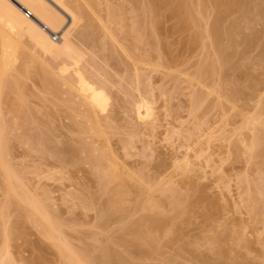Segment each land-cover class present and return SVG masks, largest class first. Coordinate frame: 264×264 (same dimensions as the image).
I'll list each match as a JSON object with an SVG mask.
<instances>
[{"label": "rangeland", "instance_id": "rangeland-1", "mask_svg": "<svg viewBox=\"0 0 264 264\" xmlns=\"http://www.w3.org/2000/svg\"><path fill=\"white\" fill-rule=\"evenodd\" d=\"M106 1H108L109 4L111 2L113 6V4L114 5L117 4L119 0H116V1L114 0L115 3L112 2V0H106ZM237 1H240V3H238V6H237L238 10L235 7L233 8L234 10H231L234 12L230 11L228 13H224L225 9L222 6V4L217 3L219 1L217 2H215V0L213 1L212 0H202L201 1V4L202 2L204 3L201 6L202 7L205 6V8L204 7L202 8V10L203 12L205 10V12L207 13L205 12L203 13V15L205 16V17H202L203 20L199 17L200 19L199 23L201 21L202 22L201 24L198 25L199 26L198 34L200 32L202 38L199 39L201 44L200 42L198 43L197 41L195 45L191 44V42L193 43L192 41L193 37H191V35L194 36L193 33H197V32H193L195 31L193 30L194 24L192 26L190 23V25L188 26L189 28L187 27L188 31L186 29L184 30L185 27L184 28L182 27L183 25L181 24L182 23L181 19L179 20L181 15L179 16L176 14L177 16H175V14L171 13V16H170L169 11H165L167 13L163 12L162 14L164 16H162V14L160 15L161 17V21H160V17L156 16L157 18H154L155 17L154 14H149V16L150 15L152 17L154 16L152 18L147 15L148 13L147 14L145 13L146 14L145 16L143 13L142 14L143 16H141L140 10L139 11L134 10L135 11L134 13L133 10L129 8L128 2L126 3V5L128 6L127 7L124 4L126 1L125 2L121 1L123 4L118 3V5L119 4L122 5L121 11L123 12V14L125 15V13H127L126 10H129V11L131 10L132 13L126 14L125 17L122 14L121 16H123L124 19L123 17L119 16V18L117 17L116 20H113V21L110 20L111 23L109 21L110 18L108 19V16L104 15L105 13L102 12L101 16L103 17L102 18L103 21L106 18L107 22L106 21L105 22L108 23V26L111 29L112 28L114 29L112 30L115 33H117L116 36L118 37L117 40L119 42L115 43L114 40H112L114 42V44L113 43L112 44L114 45L113 47L115 51L111 49L112 44L110 42L112 38L110 39V37H108L107 35L108 33L106 32L108 30H106V28L103 29L102 24L100 26V23H99L100 20L97 19L96 16L93 17V15L90 14L93 17V18L91 17L93 19V23H95L93 25H96V26H93V28H91L92 27L91 26L90 27L91 29L88 27V25L90 24H87L89 19L87 18L85 19V17L84 19L81 18L78 22L79 24L73 25L75 26L73 27L74 29L71 28V30L73 31L72 33H74L73 35H74L75 42L77 43V45H79L82 49L86 51V57L88 56L86 59L88 60L85 61L87 63H84V64L88 65L89 63V65H91L92 67H95V65H97L96 63H98V65L96 66V70L95 68H92L91 66L89 67L87 65H84V66L86 67V70L88 69L87 71L90 74L92 72L94 73V70L95 72H97L98 70L101 77L105 78L106 81H108L109 78H110L109 81L112 80V82H108L109 86L107 87L105 86V87L108 88L107 89L108 92L111 91L110 96L112 99H114V101L110 98L111 99L109 101L110 103H108V107H106L108 111L104 110L106 113L103 111H100V112L97 111L96 113L98 115H96L95 113V116H94V114H92L94 112L89 109L92 112L90 114L93 115V117H95L93 121H92L93 118L89 114L90 112L89 110H87V112L89 111L88 115L85 111L83 112V110H86V107L85 108L82 107L85 104L83 105V101L82 103H80L79 99L81 98L77 99L78 97H74V94H77V93L76 92L74 93L73 90L68 91L70 90L69 87L67 88L68 90H66L65 89L66 87L63 84H62L63 85L62 87L63 89H62L61 88L62 82L59 84L60 80L58 79V76L55 74V72L53 74L52 73L53 71L49 69V67L51 68L52 65L53 66L56 65L52 67L56 69V67H58V65L62 63V60L60 61L59 59L57 60L53 58L51 59V56H48L45 54L43 55V53H41L40 51L34 50L33 45L27 43V42L31 43L28 39H27L28 41L26 40L27 41L26 43L23 42L24 38L21 40V42L25 43L27 46L25 44H22V45L19 44L21 45L20 49L19 48L16 49L15 53L17 51H20V54L17 55L16 53L14 54V57L18 56V58L15 57L13 59L12 57L11 59L12 61L10 60V61L5 62L6 64L5 68L3 67L4 64L0 65V67L4 68V69H0L2 76L4 75L2 77L0 73V76H1L0 80L3 79L7 74L11 75V76L8 75L7 76L8 78L5 77L8 83L6 82V80L0 81L1 82L0 86L3 85L2 87L4 89V91L2 90L1 92L2 87H0V94H3L0 97V99L2 100V101L0 100V104H1L0 111L2 109V111L0 112V120H1L0 123L2 122L0 125L2 126L0 127L3 129H6V131L4 130L3 134L1 135V136L3 135L6 136V138L2 139L1 137V142H3V140L5 139L2 147L4 146L3 149L4 151H6L5 154L7 155V156L5 155L6 159L4 157L5 161L4 159L3 161L4 163L6 162L7 164L10 163V165L9 164L8 165L11 169L13 167L12 171L14 172L15 179H17L20 183H22L21 185L19 184V186L20 187L23 186L21 187V190L23 191L22 192L18 191V192H20L21 194L23 193L27 194L28 192V194H30L28 195L30 196V198L32 196L34 199L36 198L38 199L37 203H39V206H41L42 209L46 210L49 208L47 212H50V214L52 215V219L55 220V222H58L57 223L59 226L58 230L59 229L63 230V232H61L63 233L62 238L64 236L63 239L64 240L66 239L67 244L69 245V247L72 249L73 252H74V248L78 250V251L75 250L74 252L75 254L77 253V255H75L77 257H74V258L75 259L79 258V260L77 259L78 261L82 262L83 260L84 263L88 262L89 264H96V263L99 264L97 260L99 255L100 254L102 255V253L106 254L108 251L111 250L113 252L115 251V253H118V254L120 253L121 255L125 256V258H127V261L133 264H264V205H263V202H264L263 201L264 200V159L262 156L259 157V151L261 152L262 150L261 149L257 150L260 147H258L257 149L255 148V151L257 153L252 154L253 153L252 150L251 152H249L250 149L247 150L246 146H244L243 144L241 145V143H243L241 138H243V136L245 135L247 138V142L251 141L250 140L251 138L248 139L251 133V131L249 133L248 129L245 130L244 128L242 129L243 133H240L241 132L240 131L239 135L236 134L239 138L235 134L233 135V130L235 128L240 127L241 126L240 123H242L243 121L242 115L240 114H243L242 105L244 104V102H246L245 99L248 98L249 96L250 97L247 99V101H249L250 98L252 99L254 98L251 102L249 101L248 104L255 105V103L258 102L255 100L257 98L260 99V97H256L259 94L257 93L258 90L260 91L261 89L260 95L261 94L264 95L263 93L264 88H262L263 86H261L262 85L261 82L264 83L263 82L264 81V70H263L264 63L260 59L262 63L261 65L259 63L260 61L258 60L259 59L258 56H260V58L264 56L263 55L264 54V22L261 17H258L261 12L260 8L258 7L259 6L258 0H252V2L251 0L250 2L249 0H246V1L237 0ZM102 5L104 6V8ZM102 5H101L102 6L101 8L105 9L106 8L105 5L104 4ZM121 5H119L118 7H121ZM213 5H214V8H213ZM116 6L117 5H115V7ZM118 7H116V9ZM124 7L125 9L126 8L127 9L126 10L123 9ZM243 7H246V8H243ZM241 8H243L242 10H244V12L239 10ZM124 10H125V13H124ZM214 10L216 12H214ZM238 11L241 13H239ZM136 12H138V14ZM24 13L26 14V11H24ZM218 13L220 16L221 14L223 15L221 17L224 19V20L222 19L223 20L222 28L224 30L225 28L227 30L228 27H231L234 24H238L239 23L238 21H240L239 24L241 25L239 26L241 28V30L239 29V33H240L239 35L241 36L238 37V33H236V35L233 37V41H231V45L233 42V46L231 47L232 51L231 49L226 48L227 46L229 47L230 45V42L228 43V39H226L225 37L227 33H224V35L222 36L223 39L221 38V41H222L221 44H223V42L227 40V44L224 43L225 45L223 44L221 46L222 48L221 54H223L225 48H226L227 53L230 52L229 54L231 53L236 54L243 49L242 51H245V55L247 56V57L243 56L244 58L242 57V59L244 60H242L240 59L241 57L237 56L235 58L234 57L235 55H234L233 56L234 61L231 58V60L233 61L232 64L229 65L231 62H227V65L229 66H227L226 63H224L225 58L220 57L219 55L220 52L219 54L218 52H216L215 50L216 48L214 46L215 44L212 41L214 40L213 35L208 34L209 31L208 33L204 35V33L209 28V24L216 19L215 17L216 16L217 18L220 17L218 16ZM230 13L231 14L233 13V14L229 15ZM252 13H254L255 15ZM206 15L208 17H206ZM131 16L132 17L134 16L133 19L131 18ZM128 17L129 19H126L127 20L126 21L125 18H128ZM233 17H235V19ZM120 18H122V20L120 23H118L120 21ZM146 18H150V20L147 19L148 21H146L145 23ZM158 18H159V21H158ZM124 20L125 22H123ZM206 20L209 23L206 22ZM232 20L234 24L231 22ZM250 20H253V21H250ZM254 21L255 23H250ZM134 22L136 23L137 28L135 27V29H137V31L134 29V27H131V26H134L133 25ZM153 22L156 24H154ZM91 23H92V20H91ZM112 23L114 26L116 25H119V26L117 27L110 26V24L112 25ZM130 23H132V25ZM144 23L146 24L147 28L146 26L143 27L142 24ZM150 23L152 25L154 24V27L155 25L157 27L154 29V27ZM125 24L129 28H127ZM226 24L228 27L226 26ZM247 24H249L248 27H247ZM69 25H71L70 18L67 19V22H65L63 26L64 30H68L70 28ZM149 25L151 26V28L153 27L154 29V30L152 29L153 33H151V30H149V27H148ZM190 26L193 27L192 30ZM94 27L96 28L94 29ZM139 27H142V28H139ZM204 27H205V30H204ZM131 28H133L134 30L133 29L130 30ZM144 28L145 30H143ZM182 29L184 33H182L183 32ZM189 29L192 31L190 32V34L188 33ZM88 30L90 31V33L91 31H94L93 34L94 36L96 35L95 39L97 43L95 42V45L94 44L90 45V43L85 41L84 38L82 39L83 37L82 33L84 31L89 32ZM166 30L168 32H166ZM202 30H204L205 32H203ZM95 31L97 34L95 33ZM135 31H136V34L137 32L139 33L140 31L141 32L140 36H138L139 34L136 35ZM145 31H148V32H145ZM130 32H132L133 34H131ZM104 33L106 35L103 36ZM118 33L121 34V36L120 35L118 36ZM144 33H147V35L145 34L146 38L143 39ZM52 34L51 36L53 40L56 42L59 41V38L62 35L61 33H56L57 35L56 34L52 35ZM80 34L82 37H79ZM148 34L151 36H148ZM0 35L2 38L1 30H0ZM135 35L137 38L134 37ZM210 35H212L211 36L212 38L209 37ZM102 36L104 37V39H102L104 40L103 41L104 43H102L101 41ZM187 36L191 37L190 41L188 40L189 37ZM139 37L142 38V42H144V40L146 41L148 40L147 41L148 43L145 44L146 41L144 43H140L138 40ZM228 37L229 36H227V38ZM1 38H0V52H1L0 59L2 58V60L0 61L3 62L6 59H3V54H2L3 49H1L3 46H1L2 44ZM106 38L108 40H105ZM241 38L246 40V41L243 40L245 42L244 45L247 44L245 45L246 47L242 45L243 41ZM185 40L188 44L185 42ZM84 41L86 42V45ZM98 41L100 42L98 43ZM80 43L82 44L80 45ZM108 43L111 45L109 46ZM236 44H237L238 49L235 48ZM105 45L106 47L104 48ZM186 45L189 47H187ZM28 46L30 49H28ZM92 47L94 49H97V48L98 49L94 50ZM122 47L123 49H121ZM115 48L116 49L118 48L117 49L118 51H116ZM209 48L211 50H209ZM26 49H28V51ZM103 49L106 51H104ZM148 49H149V52H148ZM33 50H34V53H36L40 58L43 57L41 59L45 61L44 62L45 64H43V60L41 61V59H39V61H37L38 60L37 59L35 61L31 56L29 58L30 62H29V59L26 61L25 59L22 58L24 53H27L28 55V53H30ZM125 50H127V52ZM87 51L88 52L90 51L89 55L90 53L92 55L90 56L87 55L88 54ZM235 51H238V52L235 53ZM93 52L98 53V55L96 54L94 55ZM127 53L130 54V58H133L132 59L133 62L130 60L128 56L129 54ZM184 53L185 55H183ZM36 54H33L32 56L34 55L36 56ZM121 54L123 56H121ZM27 55L25 54L24 56L26 57ZM248 55H251L252 57L250 58L248 57ZM146 56L147 58L145 59ZM256 56L259 62L255 59ZM95 57L98 59H95ZM44 58L47 60H45ZM185 58L190 59V60H186ZM147 59L149 62L148 63L149 66L144 65V63H143V66L139 65L140 64L139 62H145V60ZM33 60L34 62H32ZM52 60L54 61V63ZM58 60L59 62H57ZM134 60L136 62L139 61L138 62L139 66L137 65L135 66ZM20 61L26 62L27 64L23 62L20 64ZM47 61L49 62L51 66L47 65V67L45 66V69H42L44 68L43 65L48 64ZM92 61L95 63H93ZM104 61H106V64ZM186 61H189L190 64ZM215 61H217L218 64L219 62L223 63L222 65L226 67L223 68L221 63L218 65L217 62H216V65L218 66V68L215 67L216 66L214 63ZM242 61L244 62L246 61V62L243 63ZM37 62H42L43 65L39 63L41 66H43L41 67L42 70L40 69ZM90 63H92L93 65ZM11 64H13L12 67H11ZM35 64H37V66ZM212 64H214L215 69L212 68L214 70L207 71L206 72L207 74L204 73L203 83L207 84V86L209 87L211 86L213 87L214 85L217 86L216 83L217 81H219L218 86L219 85L221 86L223 96H224L222 98L225 100L227 96L228 97L230 96L229 98L227 97L225 101L222 98L221 99L219 97L216 98L217 96L215 94L209 93L208 88L207 90L206 88L204 89V87L202 88V85L199 84L196 79H193L197 76L196 74L197 72L201 70L204 72L206 70H210V67H212ZM185 65L186 66L188 65V66L186 67ZM7 66L9 67V69L11 67V69L9 70ZM33 66L35 69L33 68ZM144 66H147V68L145 67V69H143ZM36 67H39L40 70H38V68ZM99 67H100V71H99ZM125 67H126V70H125ZM141 67H142V70H141ZM47 68L50 71L48 72L50 74L52 73L53 74L52 76H54V78L52 76L49 77L50 74L46 73ZM135 68L136 69L139 68V70L136 71L134 70ZM199 68L200 69L203 68V69L200 70ZM221 68L224 70L222 71ZM241 68L243 69V71L241 70ZM33 69L34 71L37 69L36 73L32 72ZM89 69L90 71L91 69H93V71L90 72ZM194 69H199V70H194ZM227 69L229 70V72ZM239 69H240V73H242L246 77L245 78L243 76L245 78V81L244 79L239 77L238 73L236 74L235 72L236 75H234V70H239ZM5 70L7 71V74ZM28 70H30L31 72ZM43 70L46 71L44 72L45 74H43ZM143 70L147 71V72L145 71L146 76H144ZM225 70L227 71L225 72ZM22 71L25 73V75ZM103 71L104 72L106 71L105 75ZM115 71H118L119 74L117 75ZM137 72H140L142 76L141 77L142 79L140 82H142L143 84L142 86L140 85L141 87L140 91L141 92L143 91L142 92L143 94L145 92V95H143V97L146 96L148 98V101L150 102V106L152 108V115L150 116V118L148 117V119L146 118L143 120L137 117V112L135 111V109H134L135 112L132 111L133 108H135V107H132L133 104L135 103L134 101H136V99L138 100L140 99L139 98L140 95L139 97L137 95L140 92L135 91V88L137 87V84L135 83L136 82L135 74ZM208 72L210 73V75L208 74ZM219 73H221L222 76ZM35 74L39 75V77H36ZM42 74L44 77L42 76ZM94 74L95 76L97 75V73H94ZM121 74L124 76H121ZM188 74L191 76H189ZM213 74H215V76ZM47 75L50 79L52 78L54 79V80L52 79L53 81H51L53 82L52 85L47 84V81H45L46 83H44V80L49 79ZM211 75L214 77H212ZM55 76L57 77L56 78L57 82H56ZM97 76L95 78L96 79L98 78L100 82L101 81L103 82V79L100 80L101 77L99 76L97 77ZM104 76H106L107 78ZM143 76L146 78V80ZM209 76L211 77V79ZM10 77L12 78L10 79ZM19 77L22 78L21 81H19L20 80ZM114 77L116 78L115 80H114ZM127 77L129 81L127 80ZM215 77H216V80L218 79L217 81H215ZM237 77H239L240 79ZM117 78L122 79L124 82H122V80L119 81V79ZM124 78L127 81H125ZM221 78H223L222 79L223 81H221ZM252 78H254V80H252ZM105 79H104L103 85L104 83H107L105 82ZM232 79L233 81H231ZM13 80L15 81L13 82ZM227 80L230 82H234L233 83L234 85H232V83H225V82H228ZM9 81L10 83L12 82L11 85L9 84ZM51 82L48 81V83H51ZM188 82L190 83V85ZM254 82L256 86L254 85ZM4 83L10 87H7V85H5ZM110 83L113 86L115 84V87L112 86L113 87L112 88L110 86L111 85ZM125 83H127V85ZM194 83H197V84H194ZM221 84L223 85V87ZM241 84H242V88H241ZM50 86H53V87L50 88ZM125 86L126 87L128 86V87L126 88ZM232 86H235L236 88ZM11 87L14 90L11 89ZM54 87L59 88V89H55ZM120 87L121 89H119ZM124 87L125 89H122ZM131 87H132V90H131ZM21 88H23V90ZM46 88H50L51 90H53L52 92H54L58 97L54 93H52L50 89H48L47 91ZM110 88L112 89L110 90ZM230 88L233 89L235 93L233 91L231 94V92L228 91ZM15 89L17 90V92ZM201 89L208 91L207 93L203 94V97L204 95H206L205 96L206 99L204 100H201L202 95L197 93V90L202 91ZM20 90H22L21 91L22 93H20ZM54 90H57V91H54ZM59 91H62V92L60 93ZM65 92L68 94V96H69V93H71L70 95L71 98L68 97ZM194 92L197 93L198 95H195ZM240 93L241 95H239ZM51 94H53V96ZM118 94L119 96H117ZM130 94L132 95L136 94V95H134L133 97ZM4 95H7V96L3 98ZM59 95L61 98L59 97ZM72 95H73V99H72ZM207 95L209 99L207 98ZM252 95L255 97H253ZM112 96L116 98V101H115V98H113ZM231 96L233 97L235 96L234 98H236L237 100L234 98L231 99L232 98ZM212 97L214 98L213 101H212ZM243 97H245L244 100H243ZM74 98H76L75 99L76 101L74 100ZM227 99L228 100L231 99L232 101L235 100L234 103L236 102L238 103L239 105L238 108L241 107L242 113L240 112V114L238 113L237 115L236 114L237 112L231 113L230 111H227L228 108L231 107L230 105L231 103H229V101L226 102ZM10 100L12 101L10 102ZM18 100H20V102ZM21 100H23V102ZM127 100H129V102ZM195 100H199L197 101L198 106L197 104H195L194 102ZM241 100L242 102L243 101L244 102L241 103ZM262 100L264 101V97L262 98ZM71 101H73V103ZM220 101H221V104H220ZM15 102L17 106H15ZM124 102L125 103L128 102V104H125ZM19 103L21 105V108L19 106ZM67 103L68 104L72 103L73 105L72 104L67 105ZM74 104L76 106H74ZM110 104H111V107H110ZM130 104H132V106H130ZM29 106H31L32 108ZM112 106H115V108ZM219 106H222L221 107L222 109L219 108ZM215 107L218 109H216ZM26 108H28V110ZM72 108H74L75 110ZM79 108L81 109L79 110ZM109 108L112 110H110ZM220 111L223 114L220 113ZM246 111L247 110H244V113H246ZM227 112L229 113V115ZM247 113H251V111H247ZM85 114L88 117L90 116L91 119H89ZM233 114L235 115L236 118L234 117ZM85 116L88 118V120ZM97 119L99 120V122ZM89 120L92 123L94 122L95 124H96L95 122L96 120L98 124L100 125L102 124L101 125L102 127L98 124L95 125L94 123L92 125V123H90ZM221 120H222V123H221ZM3 124L4 125L6 124L5 127ZM83 124L85 127L87 125V127L86 128L83 127ZM237 124H239L240 126ZM199 126L201 127L199 128ZM223 127L224 129L227 127L228 128L225 129L226 131H224ZM7 128L9 131L7 130ZM81 129L84 132L81 131ZM86 129L89 130V132ZM90 131L92 133H90ZM214 131H217V134ZM5 132L7 133V135ZM219 133H221L222 137H219L220 135ZM189 134L191 136L190 140H189L190 137L188 138ZM225 135L229 139L226 138ZM224 137L226 140L223 139ZM48 138L50 139V141H48L49 140ZM6 140H7V144H6ZM240 140H241V143H240ZM227 141L232 145L231 147L229 143H227ZM4 143L6 147L8 146L7 148L5 147ZM69 146H72V147H69ZM236 147L237 149L240 148L238 149L239 151L236 149ZM244 147H245V150H241ZM52 148H55L56 151L57 150L58 151L54 153L55 151L53 150L55 149H52ZM66 148L67 149L70 148L71 150L70 149L67 150ZM8 149L10 150L8 151ZM51 151H53L54 154ZM68 151H72V152H68ZM244 151L248 152L247 155L246 153H243ZM98 156L99 158H96ZM253 156L255 157V159L253 158L254 161L252 160ZM245 157L246 159H244ZM92 159L96 161V163L93 161V164H92ZM61 160H64V162ZM100 161H101V164L99 163ZM251 161H253V163H250ZM97 162H98V165H97ZM55 164H56V167H55ZM189 164L191 166L187 167V165ZM251 164H254V165H251ZM101 166H102V169H104V171L100 169ZM189 167L191 168L189 169ZM53 168H54V172L52 170ZM98 168H99V171H98ZM110 168L112 169L110 170V173L113 174L111 177L112 179L109 178V180L108 179L103 180L104 178H106V176L105 177L103 176L104 173H109L108 171ZM184 168H188V170ZM96 170H97L96 172L97 177L95 176ZM15 171L17 173L16 175H15ZM47 172H48L49 178L46 177ZM102 172H103V175L101 174ZM1 173L2 172H0V174ZM98 173H99V178H100V175H102L103 179L100 180L98 178ZM1 176H0V184H1L0 185V214H1L0 216V250H1L0 253L2 254L4 253L3 255L5 256L8 254L7 255L8 257L6 256V259H5V257L2 254H0V256L4 257V258L0 257L2 259V262L0 263L3 264V262L7 260L6 262H4V264H11L12 261H13L12 264H64L67 261V258H65L64 256L62 257V254H61V250H64V248L62 246H58L59 244L57 240L45 236L44 229H42L44 228V225H43L44 223L41 219V216H39L40 220L37 221V223L39 222L40 224L39 226H37V223H36V220L38 219V215L34 214L31 220L30 219L28 220V218H25V213H24L25 210H23L22 208L29 209V206L24 201L23 203H25V205L22 203V201H19L20 199L18 200L17 198H15L17 202H19V204L20 203L23 204V206L22 204H20L21 205V211H20V207H18L17 206L18 204L15 202L16 201L14 199L15 195L13 196L14 193L12 194L11 192V194H8V191H6V188H5V182L3 181ZM154 176H155V180H154ZM141 178H142V181L146 183L143 182L144 184H142L141 181L140 182L137 181V179L141 180ZM122 179H123V182H121ZM125 179H126V182H125ZM125 184L126 185L128 184V186H126ZM124 185L126 188L124 187ZM255 185L256 186L258 185L259 189L258 187L257 189L258 190L261 189V191H259L260 193L258 192L259 194L257 193L256 195H253L252 200H250V197H251L250 193H252L250 192V190L252 191L251 188H253V186ZM139 186L141 189L139 188ZM148 187H149V190H148ZM164 188L166 192L161 190V189L164 190ZM246 188H248L249 193H247ZM117 190H118V193H117ZM255 191L256 190H254L252 194H254ZM7 195H11V196L8 197ZM254 196L256 197L258 196V198L255 201H254ZM247 197H248V200H247ZM11 200L12 201L14 200L13 203ZM151 200H153V203ZM157 201H158V204L160 205V206L159 205L157 206L159 209L158 212H157V208H155L157 205L156 204ZM251 201L255 202L256 207L255 205H253L254 202L252 204ZM246 202H247V206L249 204V207H246ZM261 202H262V205H261ZM87 203L89 204L92 203L93 206L92 205L89 206V204ZM14 204H16V206ZM150 204H152L151 207H150ZM154 204H155V207H153ZM43 205L45 207L48 206V208L47 207L44 208ZM146 206L147 208L150 207V209L151 208L153 209H151L150 211V209L148 208V210L146 211L145 210L147 209ZM8 207H9V210H7ZM11 207L12 208L14 207V208L12 209ZM107 210L108 212H106ZM51 212H53V214ZM4 213H5V216H2V214ZM56 213H58V215ZM109 215H111V217ZM53 216L55 218H53ZM18 217H19V220H17ZM23 217L27 219V221L24 222L25 219L22 221ZM151 217H153V220H151ZM157 218H158V221L154 222L155 220H157ZM4 219L5 221H3ZM163 220H165V223L162 224L161 229L157 228V231L156 230H153V232L150 231L152 230L153 225L155 228L157 226L156 223L159 221H163ZM104 221H108V222H104ZM15 223L16 224L19 223V225L17 224L18 226H16ZM160 223L161 222H159V224ZM148 225L152 226L151 229L148 227ZM145 226L147 229H145ZM6 227L9 228L8 234H7L8 229L5 230ZM12 231L16 232V234H14ZM147 231H150L153 234L148 233ZM154 232L155 233L158 232L159 234L158 233L155 234ZM134 233L136 236L134 235ZM143 233H146V234L148 233V235L150 234V236L148 237L149 239L147 237H144L146 234L144 235ZM138 234L141 235V238L144 237L145 239L146 238L148 239L147 241L150 242L149 247L150 246L152 247V245L154 244L153 245L154 247L151 248L152 250L150 249L151 252L150 253L148 252L149 255H146L147 257L143 256L142 254L144 253H141V252L140 254L137 253V254H133L132 256L129 255L130 253H128L129 251L131 252L130 249H132L133 247L131 245L133 244L135 245L137 241L140 240V239L135 240V237H137ZM151 236H152V239L150 240ZM153 237L155 238L153 239ZM120 240L124 244H122ZM102 249L105 252H102L101 251ZM81 250L83 251L80 252ZM80 254L81 256L83 254H85V256L88 255V257H85L83 255L82 256L83 259H82ZM126 254H128L131 257L129 258ZM90 255L91 257L92 256L95 257L96 255V257L91 258ZM133 256L136 259L132 258ZM80 257L82 260L80 259ZM102 257L107 258V255L105 257L104 256L99 257L98 258L99 261H100V258L103 261ZM7 258L12 261L9 262ZM75 259L72 260L73 262L71 264L73 263L76 264L78 262V261L76 262ZM93 260L97 262H94Z\"/></svg>", "mask_w": 264, "mask_h": 264}, {"label": "bare ground", "instance_id": "bare-ground-1", "mask_svg": "<svg viewBox=\"0 0 264 264\" xmlns=\"http://www.w3.org/2000/svg\"><path fill=\"white\" fill-rule=\"evenodd\" d=\"M116 1V0H115ZM121 1H126L124 4L126 5V3L128 2V5H129V8L130 9H132L133 10V12L135 13V11H141L140 12V14H141V16H143L142 14L144 13V16L147 14L148 16H149V14H154L155 15V17L154 18H157V17H160V15L163 13V12H165V11H169L170 12V16H171V13L172 14H175V16H177V15H181L180 16V18H179V20L181 19V24L183 25H181L183 28H184V30L186 29L187 30V27L190 25V23H191V25L193 26V24H194V28L193 27H191V30H192V28H193V30H195V31H193V32H197V33H193L194 34V36H192L191 35V37H193L192 38V41H193V43L191 42V44H194L195 45V43H197V41H198V43L200 42L199 41V39H201L202 38V36H201V34H200V32H199V34H198V29H199V24H201V22L199 23V21H200V19H199V17L202 19V17H205L204 15H203V13L205 12V10H204V12H203V10H202V8L204 7L205 8V6H201L202 4H204L203 2H202V4H201V1L200 0H119L118 1V3H121V4H123ZM213 1V0H212ZM217 1H219V2H217ZM246 1V0H245ZM259 2V8H260V14H259V16L258 17H261L262 19H263V22H264V0H258ZM112 2H114V0H112ZM215 2H217V3H220V4H222V6L224 7V9H225V11H224V13H228V12H230L231 10H234L233 8H235L236 7V9L238 10V8H237V6H238V3H240V1H237V0H215ZM249 2H250V0H249ZM251 2H252V0H251ZM257 2V1H256ZM115 3V2H114ZM118 3L117 4H115V5H117L116 7H118L119 5H121V4H119L118 5ZM214 3V2H213ZM241 3H243V2H241ZM246 3V2H245ZM255 3V2H254ZM102 4H104L105 5V9H102L101 7L103 6ZM109 3H108V1H106V0H0V30H1V33H2V38H1V35H0V38L2 39L1 40V42H2V44H1V46H3L1 49H3V59H6L5 61H3V62H1V64L0 65H2V64H4V68H5V66H6V64H5V62H7V61H10L11 59H12V57H13V59L16 57H14V54H16L17 53V55L18 54H20V51H17L16 53H15V51H16V49H20V46L22 45V44H25L28 40L31 42V43H29V42H27L28 44H31V45H33V48H34V50H38V51H40L41 53H43V55L45 54V55H48V56H51V59L53 58V59H59L60 61L62 60V63H60V65H58V67H56V69L55 68H52V67H54V66H56V65H50L49 64V62H48V64H46V65H43V64H45L44 62V60L43 59H41V58H43V57H39L36 53H34V50L33 51H31L30 53H28V55H27V53H24V55L26 54L27 56L25 57L24 55H23V59H25L26 61L30 58V56L36 61L37 59V61H39V59H41V61L43 60V64H42V62H37V64L39 65V67H40V69H41V67H43L44 66V68H42V69H45V66L47 67V65L48 66H51V68L49 67V69L50 70H52L51 72L54 74V72H55V74L58 76V79L60 80L59 81V84L61 83V85L63 84L66 88V90H68L67 88L69 87V89L70 90H68V91H74V93L76 92L77 94H74V97H78L77 99H79V98H81V99H79L80 100V103H82V101H83V105L84 106H82L83 108H85L86 107V110H83V112L85 111L86 113H87V115H88V112L91 110V111H93L94 113H92L91 111L89 112V114L90 113H92V114H94V116H95V113L97 112V111H103V112H105L104 110H106V111H108L107 109H106V107H108V103H110L109 101L112 99L111 98V96H110V93H111V91H109L108 92V88H106L107 86H109V83L108 82H112V80H110L109 81V79H108V81H106V79L105 78H103V77H101V75L99 74V72H98V70H97V72H95V70H96V66L98 65V63H96L97 65H95V67H92L91 65H89V63H88V65L87 64H84V63H87V62H85V61H87L88 59H86L87 57H86V51L84 50V49H82L79 45H77V43L75 42V39H74V33H72L73 31L71 30V28H73V27H75V26H73V25H75V24H79L78 22H79V20L82 18V19H84V17H85V19L87 18V19H89L88 20V23L87 24H90V25H88V27L90 28L91 26V28H93V26H96V25H93V24H95V23H93V17H95L96 16V18L97 19H99L100 20V26H101V24H102V28L104 29V28H106V30H108V31H106L108 34V37H110V39H111V42L110 41H108V42H110L111 44L113 43L114 44V42L116 43V42H119L118 40H117V33H115L109 26H108V23H106L107 21H106V18H105V20L103 21V17L101 16V13L102 12H104L103 14L104 15H106V16H108V19H109V21L110 20H116V18L118 17L119 18V16L120 17H125L126 16V14H129V13H132V11L130 10H126L125 9V7L123 8V9H125L126 10V12L127 13H125V10H124V13H125V15L123 14V12L121 11V8H122V5H121V7H118L117 9H116V7H115V5L113 4V6H112V4H111V2H110V4H111V6H110V4L108 5ZM102 5V6H101ZM242 5V4H241ZM240 5V6H241ZM255 5H257V4H255ZM127 6V5H126ZM216 6V5H215ZM240 6H239V8H240ZM128 7V6H127ZM103 8H104V6H103ZM120 8V9H119ZM213 8H214V5H213ZM243 8H246V7H243ZM243 8H241V9H239L240 11H243L244 12V10H242ZM254 8V7H253ZM259 8H258V10H259ZM122 9V10H123ZM26 10H29L30 11V13H31V17H28L25 13H24V11H26ZM135 10V11H134ZM129 11V12H128ZM249 11V10H248ZM168 12V13H169ZM212 12V11H211ZM214 12H216L215 10H214ZM231 12H234V11H231ZM239 12V11H238ZM237 12V13H238ZM250 12V11H249ZM252 12V11H251ZM259 12V11H258ZM137 14H138V12H136ZM146 13V14H145ZM165 13H167V12H165ZM164 13V14H165ZM205 13H207V12H205ZM221 13V12H220ZM223 13V12H222ZM236 13V12H235ZM239 13H241V12H239ZM90 14H92L93 15V17L90 15ZM123 14V16H121ZM177 14V15H176ZM213 14H215V13H213ZM233 14V13H232ZM231 13L229 14V15H232ZM243 14V13H242ZM247 14H248V12H247ZM252 14H254V13H252ZM88 15V16H87ZM238 15V14H237ZM249 15H251V14H249ZM255 15V14H254ZM257 15V14H256ZM87 16V17H86ZM90 16V17H89ZM135 16V15H134ZM133 16V17H134ZM148 16H146V17H148ZM157 16V17H156ZM162 16H164L163 14H162ZM174 16V15H173ZM210 16H211V14H210ZM218 16H220L219 15V13H218ZM221 16H223L222 14H221ZM218 17L217 18V16L215 17L216 19L213 21V22H211L210 24H209V28H208V30L205 32L204 30H205V27H204V30H202L203 32H205L204 33V35L206 34V33H208V31H209V33L208 34H212L213 35V39L215 40H212L213 42H214V44H212V45H214L215 46V50H216V52H218V54H219V52H220V57L222 58V57H224L225 58V62L224 63H226V65H227V62H231L229 65H231L232 64V62L234 61L233 59V56L236 58L237 56H239V57H241L240 59H242V57L244 56H246L245 55V51H235V53L236 52H238V53H236V54H229L230 52H228L227 53V51H226V48L227 49H231V47L233 46V42H232V45H231V41H233V37L236 35V33H238V37L239 36H241V35H239L240 33H239V29L241 30V28L239 27V26H241L239 23H240V21H238L239 23L238 24H234V22H233V20L231 21L234 25H232V24H230V25H232L231 27H228L227 26V24H229V23H227L226 24V26L228 27V29L226 30V28H225V30L222 28L223 27V25H222V23H223V18L222 17ZM228 16V15H227ZM234 16V15H233ZM241 16V15H240ZM253 16V15H252ZM92 17V18H91ZM124 17H123V19H124ZM133 17L131 16V18L133 19ZM149 17H152L151 15L149 16ZM152 17V18H153ZM166 17V16H165ZM206 17H208L207 15H206ZM226 17V16H225ZM229 17V16H228ZM238 17V16H237ZM236 17V18H237ZM247 17V16H246ZM256 17V16H255ZM254 17V18H255ZM258 17H257V19H258ZM70 18V21H71V25H69V29L68 30H64V28H63V26H64V24H65V22H67V19H69ZM91 18V19H90ZM144 18V17H143ZM163 18V17H162ZM176 18V17H175ZM234 19H235V17H233ZM249 18H251V17H249ZM260 18V19H261ZM107 19V20H108ZM126 19H129V17L128 18H125V20ZM131 19V20H132ZM147 19H149L150 20V18H146L145 19V23H146V21H148ZM164 19V18H163ZM177 19V18H176ZM176 19H175V21H176ZM223 19V20H222ZM230 19H232V18H230ZM238 19V18H237ZM245 19V18H244ZM91 20H92V23H91ZM98 20V21H99ZM121 20H122V18H120V21L118 22V23H120L121 22ZM125 20L123 21V22H125ZM152 20V19H151ZM154 20V19H153ZM203 20V19H202ZM205 20V19H204ZM212 20V19H211ZM106 21V22H105ZM127 21V20H126ZM155 21H156V19H155ZM158 21H159V18H158ZM157 21V22H158ZM160 21H161V17H160ZM165 21H167V20H165ZM209 21H210V19H209ZM229 21V20H228ZM246 21V20H245ZM248 21V20H247ZM250 21H253V20H250ZM262 21V20H261ZM96 22V21H95ZM122 22V23H123ZM136 22V21H135ZM134 22V26H131V27H134V29H135V27H136V23ZM174 22V21H173ZM206 22H208L207 20H206ZM82 23V22H81ZM110 23H111V21H110ZM114 23V22H113ZM113 23H112V25L110 24V26H113V27H117V26H119V25H116V26H114L113 25ZM115 23H116V21H115ZM142 24L143 25V27L144 26H146V24ZM154 23V22H153ZM159 23V22H158ZM157 23V24H158ZM163 23V22H162ZM166 23V22H165ZM169 23V22H168ZM204 23V22H203ZM209 23V22H208ZM208 23H206V24H208ZM250 23H255V21L254 22H250ZM249 23V24H250ZM259 23V22H258ZM83 24V23H82ZM86 24V25H87ZM131 25H132V23H130ZM147 24H148V22H147ZM151 24V23H150ZM154 24H156V23H154ZM154 24L152 25L153 27H154ZM167 24V23H166ZM245 24V23H244ZM249 24H247V27H248V25ZM97 25H98V23H97ZM124 25V24H123ZM126 25V24H125ZM139 25V24H138ZM160 25V24H159ZM243 25V24H242ZM77 26V25H76ZM100 26H99V28H100ZM127 26V25H126ZM162 26V25H161ZM176 26V25H175ZM201 26V25H200ZM225 26V27H226ZM66 27V26H65ZM85 27H87V26H85ZM149 27V30H151V33H153L152 32V29H153V27L151 28V26L149 25L148 26ZM157 26L155 25V27H154V29L156 28ZM178 27V26H177ZM207 27H208V25H207ZM206 27V28H207ZM77 28V27H76ZM90 28V29H91ZM96 27H94V29H95ZM119 28V27H118ZM117 28V29H118ZM127 28H129L128 26H127ZM137 28V27H136ZM139 28H142V27H139ZM138 28V29H139ZM146 28H147V26H146ZM151 28V29H150ZM189 28V27H188ZM246 28V27H245ZM74 29V28H73ZM87 29V28H86ZM93 29V30H94ZM98 29V28H97ZM116 29V28H115ZM125 29V28H124ZM133 28H131L130 30H132ZM133 29V30H134ZM153 29V30H154ZM158 29V28H157ZM165 29V28H164ZM84 30V29H83ZM121 30V29H120ZM136 31H137V29H135ZM141 30V29H140ZM143 30H145V28L143 29ZM148 30V31H149ZM159 30V29H158ZM176 30V29H175ZM190 29H189V34H190V32H192ZM250 30V29H249ZM89 31V30H88ZM100 31H101V29H100ZM127 31V30H126ZM136 31H135V34H136ZM148 31H145V32H148ZM182 31H183V29H182ZM188 31V30H187ZM244 31V30H243ZM93 32L94 31H91V33H90V31L89 32H83L82 34H83V37L81 36V34H80V36L79 37H82V39L84 38V40L85 41H87L88 43H90V45H95V42H96V35L94 36V34H93ZM99 32V31H98ZM125 32V31H124ZM132 32H134V31H132ZM132 32H130L131 34H133ZM166 32H168L167 30H166ZM179 32V31H178ZM241 32V31H240ZM53 33V34H52ZM56 33H61L62 35H61V37L59 38V41L58 42H56V41H54L53 40V38H52V36H51V34L52 35H54V34H56ZM77 33V32H76ZM95 33H96V31H95ZM127 33V32H126ZM140 31H139V33L137 32V34H139L138 36H140ZM150 33V32H149ZM150 33V34H151ZM182 33H184V31L182 32ZM223 33V34H222ZM224 33H227L226 35L227 36H229L228 38H227V36L225 35V37H226V39H228V43L230 42V45H229V47L227 46L225 49H224V52H223V54H221V52H222V48H221V46L224 44V43H226L227 44V40H225L224 42H223V44H221V38H222V36L224 35ZM250 33V32H249ZM260 33V32H259ZM97 34V33H96ZM128 34H129V32H128ZM130 34V35H131ZM136 34V35H137ZM147 35V33H144V37H143V39L144 38H146V35ZM165 34V33H164ZM169 34V33H168ZM187 34V33H186ZM188 34V35H189ZM192 34V33H191ZM207 34V35H208ZM57 35V34H56ZM104 35H106L105 33L103 34V36ZM121 36V34H119L118 33V36ZM127 35V34H126ZM136 35L134 36V37H136ZM167 35V34H166ZM206 35V36H207ZM212 35H210L209 37H211ZM244 35V34H243ZM101 37V41H102V43H104L103 41L104 40H102V39H104V37ZM148 36H151V35H149L148 34ZM186 36V35H185ZM201 36V37H200ZM125 37V36H124ZM123 37V38H124ZM184 37V36H183ZM187 37H189V36H187ZM191 37H189V41H190V38ZM224 37V38H225ZM24 38V40H23V42H25V43H22L21 42V40ZM75 38H76V36H75ZM78 38V37H77ZM133 38V37H132ZM137 38V37H136ZM206 38V37H205ZM204 38V39H205ZM212 38V37H211ZM210 38V39H211ZM244 38V37H243ZM247 38V37H246ZM28 39V40H27ZM109 39V40H110ZM131 39V38H130ZM140 39H141V41H140ZM203 39V40H204ZM223 39V38H222ZM242 39V38H241ZM250 39H251V37H250ZM249 39V40H250ZM27 40V41H26ZM105 40H108L107 38L105 39ZM112 40H114V42L112 41ZM136 40V39H135ZM138 40H139V42L140 43H144L146 40H144V42H142V38L141 37H139L138 38ZM207 40H208V38H207ZM244 39H242V41H243ZM84 41V42H85ZM120 41H121V39H120ZM148 41V40H147ZM145 42V44H147L148 42ZM202 41V40H201ZM244 41H246V40H244ZM242 42L243 44L242 45H244V43L245 42ZM100 41H98V43H99ZM129 42V41H128ZM185 42H186V40H185ZM203 42V41H202ZM207 42V41H206ZM212 42V43H213ZM97 43V42H96ZM126 43V42H125ZM136 43V42H135ZM150 43V42H149ZM187 43V42H186ZM234 43H235V41H234ZM252 43V42H251ZM19 44H21V45H19ZM82 43H80V45H81ZM109 44V43H108ZM107 44V45H108ZM111 44H109V46L111 45ZM112 44V47L114 46ZM122 44V43H121ZM127 44V43H126ZM188 44V43H187ZM200 44H201V42H200ZM203 44V43H202ZM207 44V43H206ZM261 44V43H260ZM26 45V44H25ZM84 45V44H83ZM85 45H86V42H85ZM89 45V44H88ZM87 45V46H88ZM89 45V46H90ZM102 45H104V44H102ZM130 45H131V43H130ZM129 45V46H130ZM181 45V44H180ZM185 45V44H184ZM205 45V44H204ZM210 45V44H209ZM225 45V44H224ZM240 45H241V43H240ZM245 45H247V44H245ZM244 45V46H245ZM27 46V45H26ZM116 46V45H115ZM120 46V45H119ZM123 46V45H122ZM187 46V45H186ZM31 47V46H30ZM83 47V46H82ZM95 47H97V46H95ZM101 47V46H100ZM103 47V46H102ZM106 47V45L104 46V48ZM111 47V49H113L114 50V47L112 48ZM125 47V46H124ZM187 47H189V46H187ZM200 47H202V46H200ZM213 47V46H212ZM243 47V46H242ZM246 47V46H245ZM245 47H244V49H245ZM249 47V46H248ZM93 48V47H92ZM109 48V47H108ZM129 48V47H128ZM167 48V47H166ZM235 48H237L238 49V47H237V44L235 45ZM28 49H30L29 48V46H28ZM28 49H26L27 51H28ZM87 49V48H86ZM94 49V48H93ZM98 49V48H97ZM97 49H94V50H97ZM116 49V48H115ZM118 49V48H117ZM116 49V51H118ZM121 49H123V47L121 48ZM183 49V48H182ZM188 49V48H187ZM186 49V50H187ZM200 49V48H199ZM213 49V48H212ZM247 49V48H246ZM26 50H24V51H26ZM104 50V49H103ZM128 50V49H127ZM127 50H125L126 52H127ZM167 50V49H166ZM193 50V49H192ZM192 50H190V51H192ZM195 50H197V49H195ZM202 50V49H201ZM205 50H207V49H205ZM209 50H211L210 48H209ZM236 50V49H235ZM2 51V50H1ZM104 51H106V50H104ZM115 51V50H114ZM182 51V50H181ZM189 51V50H188ZM203 51V50H202ZM228 51H230V50H228ZM231 51H232V49H231ZM247 51V50H246ZM88 52V51H87ZM90 52V51H89ZM89 52H88V54L87 55H89ZM95 52H97V51H95ZM100 52V51H99ZM121 52H123V51H121ZM148 52H149V49H148ZM165 52V51H164ZM167 52V51H166ZM248 52V51H247ZM246 52V53H247ZM250 52V51H249ZM261 52V51H260ZM37 53H39V52H37ZM94 53V52H93ZM169 53V52H168ZM190 53V52H189ZM195 53H197V52H195ZM251 53V52H250ZM31 54V55H30ZM33 54H36V56L34 55V56H32ZM98 55V53H94V55ZM100 54V53H99ZM107 54H109V53H107ZM118 54V53H117ZM126 54V53H125ZM127 54H129V53H127ZM148 54V53H147ZM194 54V53H193ZM200 54H201V52H200ZM0 55H1V52H0ZM90 55H92L91 53H90ZM89 55V56H90ZM115 55H116V53H115ZM183 55H185V53L183 54ZM190 55V54H189ZM264 55V54H263ZM41 56H42V54H41ZM109 56V55H108ZM119 56V55H118ZM121 56H123L122 54H121ZM127 56V55H126ZM129 56V58H130V54L128 55ZM148 56V55H147ZM147 56L145 57V59L147 58ZM171 56V55H170ZM203 56H204V54H203ZM202 56V57H203ZM25 57V58H24ZM35 57V58H34ZM112 57V56H111ZM110 57V58H111ZM116 57H117V55H116ZM169 57V56H168ZM187 57V56H186ZM200 57V56H199ZM243 57V58H244ZM247 57V56H246ZM248 57H252L251 55H248ZM255 57V56H254ZM259 57V61H260V59L263 61V63H264V56L262 57V58H260V56H258ZM16 58H18V56L16 57ZM46 58H47V56H46ZM89 58H91V57H89ZM124 58H125V56H124ZM160 58V57H159ZM221 58H219V59H221ZM231 58H232V60H231ZM45 59V58H44ZM50 59V60H51ZM95 59H98V58H96L95 57ZM109 59V58H108ZM118 59V58H117ZM133 58H130V60L133 62V60H132ZM172 59V58H171ZM184 59V58H183ZM186 59V58H185ZM195 59H197V58H195ZM231 61H230V60ZM239 59V60H240ZM247 59V58H246ZM256 60H257V56H256V58H255ZM0 60H2V58L0 59ZM20 60V59H19ZM34 60L32 61V62H34ZM45 60H47V59H45ZM59 60L57 61V62H59ZM90 60H92V59H90ZM170 60V59H169ZM176 60V59H175ZM186 60H190V59H186ZM218 60V59H217ZM227 60V61H226ZM236 60V59H235ZM237 60H238V58H237ZM242 60H244V59H242ZM256 60H255V62H256ZM257 60V61H258ZM12 61V60H11ZM53 61V60H52ZM101 61V60H100ZM121 61V60H120ZM200 61H201V59H200ZM222 61V60H221ZM250 61V60H249ZM253 61H254V59H253ZM258 61V62H259ZM23 62V61H22ZM21 61H20V64L22 63ZM29 62H30V59H29ZM28 62V63H29ZM46 62V63H47ZM56 62V61H55ZM93 62V61H92ZM105 62V64H106V61H104ZM114 62V61H113ZM139 62V61H138ZM138 62H136L135 60H134V63H135V66L137 65V66H139V65H141V66H143V63H144V65H148V59L147 60H145V62H139L140 64L138 65ZM186 62H188L189 63V61H186ZM191 62V61H190ZM216 62L217 61H215L214 63H215V65H216ZM243 63H245L244 61H242ZM15 63V62H14ZM23 63H25V64H27L26 62H23ZM36 63V62H35ZM39 63H41V65H43V66H41ZM52 63V62H51ZM53 63H54V61H53ZM93 63H95V62H93ZM124 63V62H123ZM133 63V64H134ZM142 63V64H141ZM221 62H219V64H220ZM250 63V62H249ZM248 63V64H249ZM261 65H262V63H261V61L259 62ZM8 64V63H7ZM32 64V63H31ZM37 64H35L36 66H37ZM90 64H92V63H90ZM182 64V63H181ZM181 64H180V66H181ZM190 64V63H189ZM188 64V65H189ZM199 64H200V62H199ZM217 64H218V62H217ZM218 64V65H219ZM223 63H221V65H222ZM242 64V63H241ZM240 64V65H241ZM254 64V63H253ZM260 64H258V65H260ZM34 65V66H35ZM84 65H87L88 67L89 66H91L92 68H95V70H94V73H97V75L99 76V77H101V79L100 80H102L103 79V82H104V79H105V82H107L108 83V85H107V83H104V85H103V82L101 81H99V79L97 78H95L96 76H95V74L92 72L91 74L86 70V67L84 66ZM93 65V64H92ZM99 65H101V64H99ZM120 65V64H119ZM167 65H168V63H167ZM187 65V66H188ZM220 65V66H221ZM225 65V64H224ZM229 65H227V66H229ZM244 65V64H243ZM247 65V64H246ZM8 66H10V65H8ZM7 66V67H8ZM13 66V64H11V67ZM24 66V65H23ZM27 66V65H26ZM34 66H33V68H34ZM121 66H122V64H121ZM149 66V65H148ZM186 66V65H185ZM185 66H184V68H185ZM186 66V67H187ZM194 66V65H193ZM200 66V65H199ZM211 66V65H210ZM223 66V65H222ZM234 66V65H233ZM239 66V65H238ZM251 66H253V65H251ZM257 66V65H256ZM6 67V68H7ZM11 67H10V69H11ZM30 67V66H29ZM39 67H36V68H38V70H40L39 69ZM104 67V66H103ZM123 67H124V65H123ZM145 67L147 68V66H144V68L143 69H145ZM198 67V66H197ZM197 67H195V68H197ZM215 67H217L218 68V66L216 65ZM215 67H214V64H212V67H210V70H206L205 72L204 71H202L201 69H203V68H199L201 71H199V72H197L196 74H197V76L195 77V78H193V79H196L197 80V82L199 83V84H201L202 85V88L204 87V89L206 88V90H207V88H208V90H209V93H213V94H215L216 96V98H222V97H224L223 96V92H222V88H221V86L219 85L218 86V84H219V81H217L216 80V77H215V81H217V86L216 85H214V83H213V87L211 86V87H209V86H207V84H204L203 82V76H204V73H206L207 71H212V70H214L215 69ZM226 66H223V68H225ZM236 67V66H235ZM234 67V68H235ZM246 67V66H245ZM259 67V66H258ZM4 68H2V67H0V69H4ZM15 68V67H14ZM20 68V67H19ZM18 68V69H19ZM21 68H22V66H21ZM24 68V67H23ZM102 68V67H101ZM212 68H214V69H212ZM216 68V69H217ZM228 68V67H227ZM240 68V67H239ZM244 68V67H243ZM250 68V67H249ZM254 68V67H253ZM261 68V67H260ZM259 68V69H260ZM8 69H9V67H8ZM8 69H7V71H8ZM9 69V70H10ZM35 69V68H34ZM34 69H33V71L32 72H35L36 73V70L34 71ZM41 69V70H42ZM104 69V68H103ZM107 69V68H106ZM123 69V68H122ZM149 69V68H148ZM148 69H146V70H148ZM182 69V68H181ZM199 69H194V70H199ZM222 69V68H221ZM229 69V68H228ZM227 69V70H228ZM102 70V69H101ZM125 70H126V67H125ZM134 70H139V68L138 69H134ZM141 70H142V67H141ZM146 70H143V74H144V76H146V73H145V71ZM184 70V69H183ZM189 70V69H188ZM187 70V71H188ZM204 70H205V68H204ZM224 69H222V71H223ZM227 70H225V72L227 71ZM231 70V69H230ZM241 70L243 71V69L241 68ZM248 70V69H247ZM258 70V69H257ZM264 70V69H263ZM262 70V71H263ZM6 71V70H5ZM7 71H6V74H7ZM13 71V70H12ZM28 71H30V70H28ZM49 70H48V68H47V72L46 71H44L43 70V74H45L44 72H46L47 74H50L49 72H48ZM89 71H90V69H89ZM91 71H93V69H91ZM90 71V72H91ZM99 71H100V67H99ZM107 71V70H106ZM105 71V72H106ZM111 71V70H110ZM135 71V72H136ZM221 71V72H222ZM239 71V72H238ZM256 71V70H255ZM23 72V71H22ZM21 72V73H22ZM26 72V71H25ZM31 72V71H30ZM30 72H29V74H30ZM105 72L103 71V73H104V75H105ZM116 73H117V75L119 74L118 73V71H115ZM120 72H121V70H120ZM126 72V71H125ZM147 72V71H146ZM214 72V71H213ZM219 72V71H218ZM228 72H229V70H228ZM231 72H233V71H231ZM235 72H236V74L238 73L239 74V77L240 78H242V79H244V81H245V76L242 74V73H240V69L239 70H234V75H236L235 74ZM0 73H1V70H0ZM10 73H12V72H10ZM24 73V72H23ZM41 73H42V71H41ZM50 74L49 75V77L50 76H52L53 74ZM103 73H102V75H103ZM113 73V72H112ZM140 74V72H137L135 75H136V78H135V80H136V84H137V87L135 88V91H139L140 93H136L137 95H138V97H139V95H140V99L138 100V99H136V101H137V103H136V101H134L135 103L133 104V106H132V104H130V106H132V107H135V108H133V110L132 111H134V109H135V111L137 112V117H139L140 119H148V117L150 118V116L152 115V108H151V106H150V102L148 101V98L146 97V96H144L143 97V95H145V92H144V94L140 91V89H141V87H140V85L142 86V82H140L141 81V74ZM185 73V72H184ZM224 73V72H223ZM248 73V72H247ZM246 73V74H247ZM4 74V73H3ZM29 74H27V75H29ZM43 74H42V76H43ZM107 74V73H106ZM123 74V73H122ZM121 74V76H124V75H122ZM126 74V73H125ZM142 74V75H143ZM207 74V73H206ZM208 74L210 75V73L208 72ZM216 74V73H215ZM215 74H213L214 76H215ZM219 74H221V73H219ZM228 74V73H227ZM245 74V73H244ZM11 76L10 74H7L5 77H7V76ZM13 75V74H12ZM24 75H25V73H24ZM26 75V76H27ZM111 75H113V74H111ZM116 75V74H115ZM189 75V74H188ZM193 75H195V74H193ZM224 75V74H223ZM232 75V74H231ZM1 76H2V73H1ZM0 76V77H1ZM4 76V75H3ZM2 76V77H3ZM21 76V75H20ZM35 76L36 77H39V75H37V74H35ZM97 76V77H98ZM128 76V75H127ZM143 76V77H144ZM189 76H191V75H189ZM212 76V75H211ZM214 76H212V77H214ZM217 76V75H216ZM221 76H222V74H221ZM228 76V75H227ZM238 76V75H237ZM245 78H244V77ZM254 76V75H253ZM256 76V75H255ZM5 77L3 78V79H1L0 81H2V80H6V82L8 83V81H7V79H5ZM29 77V76H28ZM31 77V76H30ZM34 77V76H33ZM44 77V76H43ZM42 77V78H43ZM47 77H48V75H47ZM48 77V78H49ZM53 78H54V76H52ZM104 77H106V76H104ZM120 77V76H119ZM135 77V76H134ZM210 77V76H209ZM220 77V76H219ZM239 77H237V78H239ZM248 77V76H247ZM250 77V76H249ZM257 77V76H256ZM261 77V76H260ZM8 78V77H7ZM12 77H10V79H11ZM20 78V80L19 81H21V77H19ZM24 78V77H23ZM41 78V77H40ZM39 78V79H40ZM52 78V79H53ZM57 77L55 76V79H56ZM107 78V77H106ZM130 78V77H129ZM145 78V77H144ZM225 78V77H224ZM230 78V77H229ZM239 78V79H240ZM46 79V78H45ZM50 79V78H49ZM44 80V83H46L45 81H47V84H50V85H52V83L53 82H51V81H53L52 79H50V80ZM111 79H112V77H111ZM116 78L114 77V80H115ZM117 79H119V78H117ZM131 79V78H130ZM186 79V78H185ZM184 79V80H185ZM188 79V78H187ZM192 79V80H193ZM210 79H211V77H210ZM223 78H221V81H223L222 80ZM235 79V78H234ZM238 79V80H239ZM263 79V78H262ZM122 79H119V81H121ZM124 80H125V78H124ZM127 80H128V77H127ZM127 80H125V81H127ZM134 80V81H135ZM145 80H146V78H145ZM248 80V79H247ZM249 80H251V79H249ZM252 80H254V78H252ZM15 80H13V82H14ZM18 81V82H19ZM38 81V80H37ZM42 81H43V79H42ZM48 81H50L51 83H48ZM117 81V80H116ZM129 81V80H128ZM143 81V80H142ZM206 81V80H205ZM225 81H226V79H225ZM228 81V80H227ZM231 81H233V79L231 80ZM241 81V80H240ZM258 81V80H257ZM5 82V81H4ZM56 82H57V79H56ZM113 82H115V81H113ZM122 82H124L123 80H122ZM185 82V81H184ZM191 82V81H190ZM207 82V81H206ZM261 82V81H260ZM264 82V81H263ZM1 83V82H0ZM12 83V82H11ZM11 83H10V81H9V84L11 85ZM129 83V82H128ZM134 83V84H135ZM145 83V82H144ZM189 83V82H188ZM193 83V82H192ZM212 83V82H211ZM225 83H232V85H234L233 83L234 82H230V81H228V82H225ZM224 83V84H225ZM242 83V82H241ZM245 83V82H244ZM247 83V82H246ZM251 83H253V82H251ZM250 83V84H251ZM2 84H3V82H2ZM5 84V83H4ZM42 84V83H41ZM55 84V83H54ZM53 84V85H54ZM106 84V85H105ZM111 84V83H110ZM126 85H127V83H125ZM194 84H197V83H194ZM248 84V83H247ZM257 84V83H256ZM261 86H263L262 88H264V83H262L261 82ZM5 85H7V84H5ZM13 85V84H12ZM46 85V84H45ZM58 85V84H57ZM63 85L61 86V88L63 87ZM121 85V84H120ZM123 85V84H122ZM189 85H190V83H189ZM222 85V84H221ZM227 85V84H226ZM249 85V84H248ZM254 85H255V82H254ZM260 85V84H259ZM3 85H1L0 87H2ZM17 86V85H16ZM40 86V85H39ZM47 86V85H46ZM49 86V85H48ZM106 86V87H105ZM111 87L113 86L112 84L110 85ZM117 86V85H116ZM136 86V85H135ZM229 86V85H228ZM256 86V85H255ZM7 87H10V86H8L7 85ZM23 87V86H22ZM53 86H50V88H52ZM113 87H115V84H114V86ZM112 87V88H113ZM118 87V86H117ZM116 87V88H117ZM123 87V86H122ZM126 87V86H125ZM125 87L124 88H122V89H125ZM128 87V86H127ZM126 87V88H127ZM140 87V88H139ZM197 87H198V85H197ZM222 87H223V85H222ZM232 87H235V86H232ZM239 87V86H238ZM254 87V86H253ZM252 87V88H253ZM13 88H14V86H13ZM12 87H11V89H13ZM50 88H46L47 89V91H48V89H50ZM55 88V87H54ZM53 88V89H54ZM112 88H110V90L112 89ZM190 88V87H189ZM192 88V87H191ZM195 88V87H194ZM236 88V87H235ZM241 88H242V84H241ZM17 89V88H16ZM15 89V90H16ZM20 89V88H19ZM22 90H23V88H21ZM25 89V88H24ZM55 89H59V88H55ZM63 89V88H62ZM119 89H121V87L119 88ZM137 89V90H136ZM226 89V88H225ZM255 89V88H254ZM2 90L4 91V89H3V87L1 88V92H2ZM14 90V89H13ZM22 90H20V93H22L21 91ZM28 90V89H27ZM61 90V89H60ZM113 90H115V89H113ZM117 90V89H116ZM131 90H132V87H131ZM202 90V89H201ZM241 90V89H240ZM252 90V89H251ZM250 90V91H251ZM256 90V89H255ZM50 91L52 92L53 90H51L50 89ZM54 91H57V90H54ZM125 91H127V90H125ZM130 91V90H129ZM191 91V90H190ZM229 92H231V94H232V92L234 91L233 89H229L228 90ZM243 91V90H242ZM249 91V90H248ZM254 91V90H253ZM252 91V92H253ZM260 91H261V89H260ZM260 91L258 90V92L257 93H259L256 97H260V99H256L255 101H258V102H256L255 103V105L253 104H248L249 103V101L251 102L253 99L252 98H250L249 99V101H247V99L250 97H248V98H246L245 99V97H243V100L245 99L246 100V102H244V104L242 105V110H243V114H240V112H241V107H239L238 108V103L236 104V103H234V101H232L231 99H233L234 97L233 96H231L232 98L231 99H227V101L226 102H228L229 101V103H231L230 105H231V107H229L228 108V110L227 111H230L231 113H236L237 115H238V113L240 114V115H242V118H243V121H242V123H240L241 124V126L239 125V124H237V125H239L240 127H238V128H235L234 130H233V135L235 134H238L239 135V132L240 133H243L242 132V129H244L245 128V130H249V133H250V131H251V133H250V135H249V138L248 139H250L251 141L249 142H247V138H246V135L245 136H243V138H241V140H242V142L243 143H241V140H240V143H241V145L243 144L244 146H246V148H247V150L248 149H250L249 150V152H251V150L253 151V153L252 154H256L257 152L255 151V148L257 149L258 147H260L259 149H257V150H262L261 152L259 151V157L260 156H262L263 157V159H264V101L262 100V98L264 97V95H260ZM13 92H15V91H13ZM16 92H17V90H16ZM25 92H26V90H25ZM28 92V91H27ZM60 93L62 92V91H59ZM119 92V91H118ZM131 92V91H130ZM208 91H205V90H202V91H198L197 90V93L198 94H200V95H202V99L201 100H204V99H206L205 98V96L206 95H204V97H203V94H205V93H207ZM241 92V91H240ZM8 93V92H7ZM52 93H54V92H52ZM66 93V92H65ZM114 93V92H113ZM124 93V92H123ZM122 93V94H123ZM128 93V92H127ZM133 93V92H132ZM195 93V92H194ZM197 93H195V95H198ZM234 93H235V91H234ZM234 93H233V95H234ZM251 93V92H250ZM256 93V92H255ZM256 93V94H257ZM263 93H264V91H263ZM9 94V93H8ZM55 94V93H54ZM67 94V93H66ZM129 94V93H128ZM136 94H130V95H132L133 97H134V95H136ZM1 95H3V94H0V97H1ZM28 95V94H27ZM26 95V96H27ZM52 96H53V94H51ZM56 95V94H55ZM54 95V96H55ZM71 93H69V96H68V94H67V96L68 97H70L71 98ZM77 95V96H76ZM116 95V94H115ZM124 95V94H123ZM230 95V94H229ZM236 95V94H235ZM239 95H241V93L239 94ZM5 96H7V95H4V97L3 98H5ZM11 96V95H10ZM10 96H9V98H10ZM57 96V95H56ZM117 96H119V94L117 95ZM210 96H212V95H210ZM247 96V95H246ZM253 96V95H252ZM251 96V97H252ZM21 97H22V95H21ZM58 97V96H57ZM59 97H60V95H59ZM113 97V96H112ZM126 97V96H125ZM131 97V96H130ZM132 97V98H133ZM147 99H146V98ZM195 97V96H194ZM228 97V96H227ZM226 97V98H227ZM230 97V96H229ZM228 97V98H229ZM253 97H255V96H253ZM13 98V97H12ZM24 98V97H23ZM61 98V97H60ZM70 98H69V100H70ZM111 98V99H110ZM113 98H115V97H113ZM128 98V97H127ZM137 98V97H136ZM190 98H192V97H190ZM199 98V97H198ZM207 98H208V95H207ZM226 98H225V100H226ZM7 99V98H6ZM72 99H73V95H72ZM76 98H74V100H75ZM200 99V98H199ZM209 99V98H208ZM207 99V100H208ZM213 97H212V101H213ZM219 99V100H220ZM223 99V98H222ZM234 99H236V98H234ZM242 99V98H241ZM1 100V99H0ZM17 100V99H16ZM113 101H114V99H112ZM130 100V99H129ZM129 100H127L128 102H129ZM135 100V99H134ZM224 100V99H223ZM224 100V101H225ZM237 100V99H236ZM2 101V100H1ZM4 101H5V99H4ZM8 101H9V99H8ZM12 100H10V102H11ZM19 102H20V100H18ZM22 102H23V100H21ZM26 101V100H25ZM76 101V100H75ZM115 101H116V98H115ZM122 101V100H121ZM123 101H125V100H123ZM197 101H199V100H195L194 102H195V104H197ZM9 102V103H10ZM72 103H73V101H71ZM128 102L127 103H125V104H128ZM194 102H193V104H194ZM200 102H202V101H200ZM215 102H216V100H215ZM242 102V100H241V103H243ZM71 103V104H72ZM117 103V102H116ZM116 103H114V104H116ZM122 103V102H121ZM133 103V102H132ZM212 103V102H211ZM214 103V102H213ZM229 103H227V104H229ZM240 103V104H241ZM4 104V103H3ZM11 104V103H10ZM13 104V103H12ZM18 104V103H17ZM23 104V103H22ZM28 104V103H27ZM70 104V103H69ZM68 103H67V105H69ZM70 104V105H71ZM112 104V103H111ZM111 104H110V107H111ZM120 104V103H119ZM118 104V105H119ZM210 104V103H209ZM215 104V103H214ZM218 104V103H217ZM216 104V105H217ZM220 104H221V101H220ZM219 104V105H220ZM64 105V104H63ZM73 105V104H72ZM80 105H82V104H80ZM124 105V104H123ZM136 105V106H135ZM192 105V104H191ZM213 105V104H212ZM211 105V106H212ZM225 105H226V103H225ZM224 105V106H225ZM0 106H1V104H0ZM8 106H9V104H8ZM11 106H13V105H11ZM10 106V107H11ZM15 106H17L16 105V102H15ZM19 106H20V108H21V105H20V103H19ZM74 106H76L75 104H74ZM73 106V107H74ZM194 106V105H193ZM197 106H198V104H197ZM203 106V105H202ZM201 106V107H202ZM206 106H207V104H206ZM228 106V105H227ZM29 107H31V106H29ZM59 107V106H58ZM72 107V106H71ZM79 107V106H78ZM81 107V108H82ZM112 107H114L115 108V106H112ZM122 107V106H121ZM124 107V106H123ZM222 106H219V108H221ZM12 108V107H11ZM19 108V109H20ZM32 108V107H31ZM81 108H79V110L81 109ZM200 108V107H199ZM208 108V107H207ZM213 108H214V106H213ZM216 108V107H215ZM27 110H28V108H26ZM26 109H25V111H26ZM72 109H74V108H72ZM90 109V110H89ZM110 109V108H109ZM122 109V108H121ZM128 109V108H127ZM211 109H212V107H211ZM216 109H218V108H216ZM222 109V108H221ZM227 109V108H226ZM238 109H239V111H238ZM75 110V109H74ZM87 110H89L88 112H87ZM110 110H112V109H110ZM131 110V109H130ZM244 110H247V111H251V113H247V111H246V113H244ZM1 111H2V109H1ZM0 111V112H1ZM10 111H11V109H10ZM19 111V110H18ZM24 111V112H25ZM32 111V110H31ZM113 111H114V109H113ZM134 111V112H135ZM212 111H213V109H212ZM223 111V110H222ZM77 112H78V110H77ZM76 112V113H77ZM103 112H101V113H103ZM217 112V111H216ZM224 112H225V110H224ZM79 113H81V112H79ZM78 113V114H79ZM106 113V112H105ZM218 113V112H217ZM220 113H222L221 111H220ZM228 113V112H227ZM226 113V114H227ZM242 113V112H241ZM110 114V113H109ZM215 114V113H214ZM223 114V113H222ZM225 114V113H224ZM75 115H77V114H75ZM82 115V114H81ZM86 115V114H85ZM86 115V116H87ZM96 115H98L97 113H96ZM99 115H101V114H99ZM218 115V114H217ZM220 115V114H219ZM228 115H229V113H228ZM234 115V114H233ZM85 116V117H86ZM90 116L93 118L92 119V121L94 120V118L95 117H93V115H91L90 114ZM88 117L89 119H91V117ZM111 116V115H110ZM227 116V115H226ZM3 117V116H2ZM84 117V116H83ZM86 117V118H87ZM100 117V116H99ZM107 117V116H106ZM223 117V116H222ZM231 117H232V115H231ZM234 117H235V115H234ZM240 117V116H239ZM88 118H87V120H88ZM138 118V119H139ZM224 118H225V116H224ZM236 118V117H235ZM2 119V118H1ZM103 119V118H102ZM227 119V118H226ZM232 119V118H231ZM98 120V119H97ZM101 120V119H100ZM216 120V119H215ZM228 120V119H227ZM233 120V119H232ZM240 120H241V118H240ZM1 121V120H0ZM230 121V120H229ZM87 122V121H86ZM89 122L90 123H92L90 120H89ZM95 122H96V124L95 125H97L98 123H97V121L95 120ZM98 122H99V120H98ZM220 122V121H219ZM218 122V123H219ZM226 122V121H225ZM2 123V122H1ZM0 123V124H1ZM93 123H92V125H93ZM221 123H222V120H221ZM235 123V122H234ZM233 123V124H234ZM87 124V123H86ZM215 124V123H214ZM227 124H228V122H227ZM4 125V124H3ZM6 125V124H5ZM5 125H4V127H5ZM94 125V126H95ZM98 125H100V124H98ZM102 125V124H101ZM100 125V126H101ZM222 125V124H221ZM220 125V126H221ZM0 126H2V125H0ZM81 126V125H80ZM197 126V125H196ZM228 126V125H227ZM82 127V126H81ZM83 127H85L84 126V124H83ZM86 127H87V125H86ZM85 127V128H86ZM93 127V126H92ZM99 127V126H98ZM102 127V126H101ZM201 126H199V128H200ZM218 127H219V125H218ZM84 128V129H85ZM100 128V127H99ZM221 128V127H220ZM228 128V127H227ZM227 128H225V129H227ZM92 129H94V128H92ZM218 129V128H217ZM224 129V127H223V130L224 131H226ZM6 131V129H3V128H1L0 127V172H2L1 174H2V176H1V174H0V176L2 177V179H3V181L5 182V188H6V191H8V194H11V192H12V194H13V196L15 195V197H14V199L15 198H17L19 201H22V203H23V201L29 206V209L27 208H22L23 210H25V212L24 211H22V212H24L25 213V218H28V220L30 219L31 220V218H32V216H34V214L35 215H38V219H37V217H36V223H37V221L38 220H40V218H39V216H41V219H42V221H43V225H44V228H42V229H44V234H45V236H47V237H49V238H53V239H55V240H57L58 241V246H62L63 248H64V250H61V254H62V257L64 256L65 258H67V261L64 263V264H71L73 261L72 260H74L75 258L74 257H77V256H75V255H77V253L75 254L74 252H75V250H77V249H75L74 248V252L72 251V249L69 247V245L67 244V242H66V239L64 240L63 238H64V236H63V238H62V235H63V233H61V232H63V230L61 229H59L58 230V222H55V220H53L52 219V215L50 214V212H47L48 211V206H46L48 209H42L41 208V206H39V203H37V198L36 199H34L32 196H31V198H30V196H28V195H30V194H28V192H27V194L25 193H23V194H21L20 192H18V191H23V190H21V187H23V186H19V184L21 185L22 183H20L17 179H15V176H14V172L12 171L13 170V167H12V169L9 167V165H10V163H4V161H5V159H6V151H4V149H3V147H2V145H3V142H4V140H3V142H1V137H2V139L3 138H6V136H1L2 134H3V131ZM7 130H8V128H7ZM87 130V129H86ZM85 130V131H86ZM222 130V131H223ZM9 131V130H8ZM7 131V132H8ZM81 131H83L82 129H81ZM88 132H89V130H87ZM99 131H101V130H99ZM191 131V130H190ZM84 132V131H83ZM104 132V131H103ZM187 132V131H186ZM189 132V131H188ZM214 132H216V134H217V131H214ZM220 132V131H219ZM6 133V132H5ZM90 133H92L91 131H90ZM95 133H97V132H95ZM195 133V132H194ZM193 133V134H194ZM226 133V132H225ZM46 134V133H45ZM181 134V133H180ZM191 134V133H190ZM190 134H189V136H188V138H189V140L191 139V136H190ZM220 135H219V137H222L221 136V133H219ZM6 135H7V133H6ZM8 135H9V133H8ZM214 136V135H213ZM216 136V135H215ZM224 136V135H223ZM237 136V135H236ZM235 136V137H236ZM247 136H248V134H247ZM8 137V136H7ZM217 137V136H216ZM219 137H218V139H219ZM225 137H226V135H225ZM225 137L223 138V139H225ZM233 137V136H232ZM238 137V136H237ZM46 138V137H45ZM185 138V137H184ZM188 138H186V139H188ZM226 138H228V137H226ZM231 138V137H230ZM239 138V137H238ZM237 138V139H238ZM9 139V138H8ZM49 139V138H48ZM229 139V138H228ZM40 140V139H39ZM45 140H47V139H45ZM226 140V139H225ZM224 140V141H225ZM236 140V139H235ZM48 141H50V139L48 140ZM188 141V140H187ZM221 141H222V139H221ZM230 141V140H229ZM45 142H47V141H45ZM226 142V141H225ZM237 142V141H236ZM227 143H229L228 141H227ZM239 143V142H238ZM6 144H7V140H6ZM43 144H45V143H43ZM4 145H5V143H4ZM229 145H230V147L232 146L230 143H229ZM235 145V144H234ZM50 146V145H49ZM237 146V145H236ZM5 147H6V145H5ZM8 147V146H7ZM6 147V148H7ZM69 147H72V146H69ZM243 147V146H242ZM48 148V147H47ZM56 148V147H55ZM55 148H52V149H55ZM50 149V148H49ZM48 149V150H49ZM67 149V148H66ZM68 149H70V148H68ZM67 149V150H68ZM90 149H91V147H90ZM233 149V148H232ZM236 149H237V147H236ZM235 149V150H236ZM238 149H240V148H238ZM237 149V150H238ZM10 149H8V151H9ZM51 150V149H50ZM71 150V149H70ZM241 150H245V147L243 148V149H241ZM240 150V151H241ZM47 151V150H46ZM53 151H55L54 153H56L57 151H56V149L55 150H53ZM53 151H51L52 153H53ZM233 151V150H232ZM239 151V150H238ZM255 151V152H254ZM51 152H50V154H51ZM68 152H72V151H68ZM234 152V151H233ZM242 152V151H241ZM48 153V152H47ZM53 153V154H54ZM243 153H246V155H247V151L245 152H243ZM263 153V154H262ZM49 154V155H50ZM67 154V153H66ZM70 154V153H69ZM68 154V155H69ZM240 154V153H239ZM6 155V156H5ZM187 155V154H186ZM233 155V154H232ZM243 155V154H242ZM245 155V156H246ZM250 155V154H249ZM44 156H46V155H44ZM102 156H103V154H102ZM185 156V155H184ZM252 156V155H251ZM4 157H5V159H4ZM113 157V156H112ZM187 157V156H186ZM96 158H99V156L98 157H96ZM116 158V157H115ZM248 158H250V157H248ZM253 158L255 159V157L253 156L252 157V160H253ZM3 159H4V161H3ZM94 159V158H93ZM92 159V164H93V160ZM100 159H102V158H100ZM99 159V160H100ZM111 159V158H110ZM184 159V158H183ZM244 159H246V157L244 158ZM261 159V158H260ZM9 160V159H8ZM96 160H98V159H96ZM7 161V160H6ZM11 161V160H10ZM61 161H63L64 162V160H61ZM104 161H106V160H104ZM103 161V162H104ZM108 161V160H107ZM188 161V160H187ZM254 161V160H253ZM253 161H251L250 163H253ZM95 163H96V161H94ZM115 162V161H114ZM182 162H183V160H182ZM186 162V161H185ZM55 163V162H54ZM100 164H101V161L99 162ZM249 163V162H248ZM48 164V163H47ZM51 164V163H50ZM113 164H115V163H113ZM185 164V163H184ZM96 165V164H95ZM97 165H98V162H97ZM163 165V164H162ZM251 165H254V164H251ZM262 165V164H261ZM12 166V165H11ZM17 166V165H16ZM20 166V165H19ZM42 166V165H41ZM188 166H191L190 164L189 165H187V167ZM37 167H39V166H37ZM55 167H56V164H55ZM60 167V166H59ZM58 167V168H59ZM95 167V166H94ZM99 167V166H98ZM165 167H166V165H165ZM184 167H185V165H184ZM262 167V166H261ZM16 168V167H15ZM35 168H36V166H35ZM43 168V167H42ZM191 167H189V169H190ZM251 168V167H250ZM1 169H2V171H1ZM17 169H19V168H17ZM38 169V168H37ZM41 169V168H40ZM49 169H50V167H49ZM60 169H62V168H60ZM102 171H104V169H102V166H101V168H100ZM158 169V168H157ZM184 169H187L188 170V168H184ZM53 170V172H54V168L52 169ZM56 170V169H55ZM101 170H100V172H101ZM110 170H112L111 168L109 169V173H104V175H103V172L101 173L104 177L106 176V178H104L103 179V177H102V175H100V178H99V173H98V178L101 180V179H103V180H106V179H108L109 180V178H111L112 177V173H110ZM42 171V170H41ZM44 171V170H43ZM57 171V170H56ZM98 171H99V168H98ZM117 171V170H116ZM157 171V170H156ZM256 171V170H255ZM64 172V171H63ZM96 172H97V170L95 171V176H96ZM105 172H106V170H105ZM58 173V172H57ZM114 173V172H113ZM17 173H16V171H15V175H16ZM19 174V173H18ZM155 174V173H154ZM167 174H168V172H167ZM46 177H48V172L46 173ZM57 175H59V174H57ZM149 175V174H148ZM147 175V176H148ZM50 176V175H49ZM118 176V175H117ZM116 176V177H117ZM120 176V175H119ZM168 176H170V175H168ZM97 177V176H96ZM121 177V176H120ZM136 177V176H135ZM145 177V176H144ZM150 177V176H149ZM157 177V176H156ZM49 178V177H48ZM142 178H143V176H142ZM142 178H141V180H138L137 179V181L138 182H140L141 181V183L142 184H144V183H146V182H144V181H142ZM167 178V177H166ZM20 179H21V177H20ZM112 179V178H111ZM139 179H140V177H139ZM163 179V178H162ZM102 180V181H103ZM146 180V179H145ZM154 180H155V176H154ZM159 180V179H158ZM21 181V180H20ZM148 181V180H147ZM121 182H123V179H122V181ZM125 182H126V179H125ZM144 182V183H143ZM160 182V181H159ZM162 182V181H161ZM149 183H150V181H149ZM138 184V183H137ZM251 184H253V183H251ZM1 185V184H0ZM126 185V184H125ZM125 185H124V187H125ZM148 185V184H147ZM146 185V186H147ZM126 186H128V184L126 185ZM145 186V185H144ZM149 186V185H148ZM256 186V185H255ZM255 186H253V188H254V190H256L255 191V193L254 194H252L253 193V188H251L252 189V191L250 190V192H252V193H250V195H251V197H250V200H252V196L253 195H256L259 191H261V189L260 190H258L259 189V186L257 185L256 186V188H255ZM27 187V186H26ZM138 187V186H137ZM143 187V186H142ZM250 187H251V185H250ZM250 187H249V189H250ZM257 187H258V189H257ZM126 188V187H125ZM139 188H140V186H139ZM138 188V189H139ZM162 188V187H161ZM141 189V188H140ZM168 189H170V188H168ZM5 190V189H4ZM148 190H149V187H148ZM162 191H165L166 192V190H165V188H164V190L163 189H161ZM160 190V191H161ZM121 191H122V189H121ZM170 191V190H169ZM246 191H247V193H249L248 192V188H246ZM10 192V193H9ZM116 192V191H115ZM119 192H120V190H119ZM125 192V191H124ZM138 192V191H137ZM145 192H147V191H145ZM117 193H118V190H117ZM126 193V192H125ZM168 193V192H167ZM260 193V192H259ZM258 193V194H259ZM143 194H145V193H143ZM170 194V193H169ZM35 195V194H34ZM150 195V194H149ZM249 195V194H248ZM247 195V196H248ZM8 197L9 196H11V195H7ZM37 196V195H36ZM120 196V195H119ZM118 197V196H117ZM249 197V196H248ZM248 197H247V200H248ZM151 198V197H150ZM149 198V199H150ZM172 198V197H171ZM258 198V196L256 197V196H254V201L256 200ZM10 199H12V198H10ZM176 199V198H175ZM246 199V198H245ZM16 200V199H15ZM170 200V199H169ZM246 200V201H247ZM260 200V199H259ZM259 200H258V202H259ZM12 201V200H11ZM14 201V200H13ZM13 201H12V203H13ZM149 201V200H148ZM152 201V203H153V200H151ZM254 201H251V203L253 204V202ZM264 201V200H263ZM18 205V207H20V211H21V205L20 204H22V203H20L19 204V202H17V200L15 201ZM14 202V203H15ZM40 202V201H39ZM245 202V201H244ZM250 202V201H249ZM25 203H23L24 205H25ZM172 203H173V201H172ZM10 204V203H9ZM9 204H7V205H9ZM23 204H22V206H23ZM87 204H89V203H87ZM146 204V203H145ZM157 205H156V207H155V204L153 205V207H155V208H157V212L159 211V209H158V201H157V203H156ZM171 204V203H170ZM15 206H16V204H14ZM41 205V204H40ZM90 205H92V203H90L89 204V206ZM143 205H144V203H143ZM253 205H255V207H256V204H255V202H254V204ZM261 205H262V202H261ZM263 205H264V202H263ZM9 206H11V205H9ZM27 206V207H28ZM93 206V205H92ZM152 206V204H150V207ZM160 206V205H159ZM259 206H260V204H259ZM17 207V208H18ZM43 207L44 208H46L44 205H43ZM150 207H148L149 209H150ZM246 207H249V204H248V206H247V202H246ZM12 208V207H11ZM14 208V207H13ZM12 208V209H13ZM146 208H147V206H146ZM148 208L147 209H145L146 211L148 210ZM254 208V207H253ZM261 208V207H260ZM6 209V208H5ZM4 209V210H5ZM19 209V208H18ZM143 209V208H142ZM151 209H153V208H151ZM151 209H150V211H151ZM257 209V208H256ZM3 210V211H4ZM7 210H9V207H8V209ZM53 210V209H52ZM258 210V209H257ZM261 210V209H260ZM51 211V210H50ZM153 211V210H152ZM54 212H55V210H54ZM106 212H108V210L106 211ZM156 212V211H155ZM261 212V211H260ZM52 214H53V212H51ZM18 214H20V213H18ZM57 215H58V213H56ZM261 214V213H260ZM106 215V214H105ZM0 216H1V214H0ZM2 216H5V213L4 214H2ZM24 216V215H23ZM101 216H103V215H101ZM110 217H111V215H109ZM108 216V217H109ZM261 216V215H260ZM2 218V217H1ZM21 218V217H20ZM24 217H23V219H22V221L25 219ZM53 218H55L54 216H53ZM3 219V218H2ZM35 219V218H34ZM103 219V218H102ZM164 219V218H163ZM259 219V218H258ZM17 220H19V217H18V219ZM62 220V219H61ZM151 220H153V217H151ZM160 220H161V218H160ZM3 221H5V219L3 220ZM6 221H7V219H6ZM21 221V220H20ZM19 221V222H20ZM25 221H27V219H25L24 220V222ZM57 221V220H56ZM103 221V220H102ZM156 221H158V218H157V220H155L154 222H156ZM164 221V222H163ZM163 221H159V222H161L160 224H159V222H157L156 223V227L154 228V225H153V227L152 226H149L148 225V227L151 229V227H152V230H150V229H148V230H150L151 232H153V230H156L157 231V228H162V224L163 223H165V220H163ZM18 222V221H17ZM30 222H32V221H30ZM104 222H108V221H104ZM150 222V221H149ZM153 222V223H154ZM22 223V222H21ZM18 225H19V223H17ZM16 223H15V225L16 226H18ZM23 224V223H22ZM102 224V223H101ZM40 224H39V222L37 223V226H39ZM42 225V224H41ZM60 225V224H59ZM161 225V226H160ZM15 226V227H16ZM164 226H165V224H164ZM163 226V227H164ZM19 228V227H18ZM21 228V227H20ZM60 228H62V227H60ZM135 228V227H134ZM6 229H8V232H7V234L9 233V228H5V230ZM40 229H41V227H40ZM145 229H147L146 228V226H145ZM17 230V229H16ZM15 230V231H16ZM59 231V232H58ZM135 231H136V229H135ZM150 231H147L148 233H151ZM158 231H159V229H158ZM13 232V231H12ZM12 232H11V234H12ZM142 232V231H141ZM145 232V231H144ZM14 234H16V232H13ZM133 233V232H132ZM136 233V232H135ZM135 233H134V235H135ZM139 233V232H138ZM148 233L146 234V233H143L144 235L146 234V235H148ZM155 233V232H154ZM156 233H158V232H156ZM155 233V234H156ZM10 234V235H11ZM151 234H153V233H151ZM159 234V233H158ZM6 235V234H5ZM10 235H9V237H10ZM144 236V237H149L150 236V234L148 235V236ZM42 236H43V234H42ZM67 236V235H66ZM136 236V235H135ZM140 236V237H139ZM8 237V236H7ZM7 237H5V238H7ZM138 237V238H137ZM137 237H135V240H139V241H137V243L134 245H131V246H133L132 247V249H130L131 250V252L129 251H127L128 253H130L129 255H133V254H140V252L141 253H144V254H142L143 256H146V255H149V253L151 252V248H153L154 246V244L152 245V247L150 246L149 247V245H150V242L149 241H147L148 239L146 238H144V237H142L141 238V235H137ZM158 237V236H157ZM49 238H47V239H49ZM122 238V237H121ZM134 238V237H133ZM137 238V239H136ZM155 237H153V239H154ZM52 239V240H53ZM125 239V238H124ZM152 239V236H151V238H150V240ZM8 240V239H7ZM51 240V239H50ZM70 241V240H69ZM121 241V240H120ZM119 241V242H120ZM125 241V240H124ZM154 241V240H153ZM53 242H55V241H53ZM108 242V241H107ZM128 242V241H127ZM138 242H140V243H138ZM121 243H122V241H121ZM153 243V242H152ZM109 244V243H108ZM122 244H124V243H122ZM128 244V243H127ZM126 245V244H125ZM130 245V244H129ZM8 247V246H7ZM72 247V246H71ZM56 248H58V247H56ZM127 248H129V247H127ZM7 249V248H6ZM60 249H62V248H60ZM107 249V248H106ZM109 249H111V248H109ZM151 249V250H150ZM126 250V249H125ZM1 251V250H0ZM78 251V250H77ZM76 251V252H77ZM83 250H81L80 252H82ZM102 252H105V251H103V249L101 250ZM3 252V251H2ZM9 252V251H8ZM84 252H85V250H84ZM126 252V251H125ZM125 252H123V253H125ZM149 252V253H148ZM79 253V252H78ZM99 253V252H98ZM98 253H97V255H98ZM148 253V254H147ZM0 254H2V253H0ZM4 254V253H3ZM2 254V255H3ZM5 254H6V252H5ZM8 255V254H7ZM6 255V256H7ZM84 256H85V254H83ZM82 255V256H83ZM101 255V254H100ZM99 255V257H101V256H106L107 255V258H103V261H102V259L100 258V261H99V257L97 258V260H98V262H99V264H133V263H130V262H128L127 261V258H125V256H123V255H121L120 253L118 254V253H115V251L113 252V251H108L106 254H103L102 253V255L100 256ZM129 258L131 257V256H129L128 254H126ZM4 257H5V259H6V256L5 255H3ZM3 256H0V257H3ZM80 256H81V254H80ZM81 256V257H82ZM135 256V255H134ZM134 256L132 257V258H134ZM139 256V255H138ZM3 257V258H4ZM8 257V256H7ZM61 257V256H60ZM79 257V256H78ZM81 257H80V259H81ZM85 257H88V255L87 256H85ZM90 257H91V255H90ZM93 257V256H92ZM91 257V258H92ZM95 257H96V255H95ZM95 257H93V258H95ZM142 257V256H141ZM147 257V256H146ZM10 258V257H9ZM132 258H131V260H132ZM137 258H139V257H137ZM4 259V260H5ZM8 259V258H7ZM79 260V258H76L75 260H76V262ZM82 259H83V257H82ZM81 259V260H82ZM89 259V258H88ZM134 259H136V258H134ZM141 259V258H140ZM9 260V259H8ZM86 260V259H85ZM84 260V261H85ZM131 260H129V261H131ZM7 261V260H6ZM6 261H4V262H6ZM12 260H9V262H11ZM94 261V260H93ZM93 261H92V263H93ZM0 262H2V259L0 258ZM4 262H3V264H4ZM63 262H64V260H63ZM62 262V263H63ZM94 262H97V261H94ZM133 262V261H132ZM13 263V261L11 262V264ZM89 264L88 262H86V263H84L83 262V260H82V262L81 261H78L76 264ZM0 264H2V263H0ZM73 264H75V263H73ZM96 264H98V263H96Z\"/></svg>", "mask_w": 264, "mask_h": 264}, {"label": "built area", "instance_id": "built-area-1", "mask_svg": "<svg viewBox=\"0 0 264 264\" xmlns=\"http://www.w3.org/2000/svg\"><path fill=\"white\" fill-rule=\"evenodd\" d=\"M26 15H27L28 17H31V13H30L29 10H26Z\"/></svg>", "mask_w": 264, "mask_h": 264}]
</instances>
